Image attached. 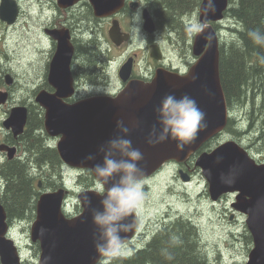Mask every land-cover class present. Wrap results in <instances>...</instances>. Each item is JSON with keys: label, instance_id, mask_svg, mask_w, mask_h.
<instances>
[{"label": "water", "instance_id": "95a60500", "mask_svg": "<svg viewBox=\"0 0 264 264\" xmlns=\"http://www.w3.org/2000/svg\"><path fill=\"white\" fill-rule=\"evenodd\" d=\"M59 1L68 5L79 0ZM89 1L98 17L115 15L124 5V0ZM213 2L215 12L210 11L205 17L202 9L206 0H202L199 19L207 28L203 34H194L193 54L196 61L188 72L180 74L158 68L153 81H130L116 97L93 96L74 103L67 101L74 94L70 72L73 47L67 38L59 39L57 51L50 60L48 75V83L55 91L42 89L35 100L44 109L47 134L58 137L56 148L65 164L77 169H89L94 175L93 165L101 160L98 149L117 134L118 120H122L125 126L132 127L128 138L132 140L134 147L144 153V160L141 161L146 173L144 179L151 177L171 160L179 163L185 161L205 143L223 133L230 115L220 75L221 33L213 23L224 18L230 0ZM16 5L15 1L3 0L0 4V18L9 24L15 22L18 13ZM143 17L145 30L154 33L156 24L147 8ZM209 32L214 36L211 40L205 38ZM119 35L120 25L115 19L112 26L113 39ZM151 49L153 58H162L158 44L152 45ZM130 74L131 64L127 62L121 75L127 79ZM6 79L8 85L13 83L10 74L6 75ZM168 94H174L178 98L189 95L205 113L207 127L198 133L197 139L186 146L183 152L176 150V142L173 140L156 146L146 143L152 125L156 123L154 109ZM9 99L8 92L0 91V105ZM28 118L26 105H14L3 125L18 136L25 132ZM0 151H6L12 159L17 148L2 143ZM90 154L95 155L96 159L86 160L85 157ZM217 155L224 157L219 163L215 162ZM195 164L208 182L211 199L218 201L223 196L233 194V210L246 216V225L253 238V247L246 264H264V162H258L243 145L230 139L198 154ZM234 166V183H221L220 174H227ZM209 169L211 176L207 174ZM181 178L185 182L190 180V176L184 171H181ZM69 194V189L60 187L41 191L39 195L36 218L30 227L31 241L40 245L37 264H97L102 259L93 241L96 228L92 222L91 208L99 207L100 200L96 189H85L78 193L77 200L82 211L73 217L68 216L64 208ZM85 194L90 198V205L84 202ZM233 215L234 213L231 219ZM137 228L126 234V242L136 234ZM9 230L8 213L2 203L0 190V264H23L19 247L9 236Z\"/></svg>", "mask_w": 264, "mask_h": 264}, {"label": "trees", "instance_id": "16d2710c", "mask_svg": "<svg viewBox=\"0 0 264 264\" xmlns=\"http://www.w3.org/2000/svg\"><path fill=\"white\" fill-rule=\"evenodd\" d=\"M200 1L147 0L155 13L157 26L175 28L170 29L171 38L169 37L175 47V55H178V51L183 55L190 54L191 30L188 29L187 21L189 16L196 12ZM224 16L226 18L224 23L232 20V23L226 25L228 36L221 35L220 41L221 82L231 115L225 130L242 144L244 140H249L252 144L264 146V65L258 62V54L264 55V48L254 45L247 36L250 29L259 28L264 31V0H230ZM214 26L218 31L220 30L221 26L218 23ZM96 48L99 46L85 50L84 54L87 58L85 57L84 60L87 68L94 65L95 73L92 80L98 85L104 78L102 72L104 68H101L103 58ZM44 57L45 52L40 51L36 62L34 60L29 62L31 63L29 70L32 73L27 78L24 89H31L42 74ZM26 70L27 68L25 72L21 71L24 77ZM46 84L48 85L47 82ZM30 108L27 128L20 136L23 156L0 165L2 203L13 229L18 225L19 220L28 223L34 221L39 197L37 186L40 180L43 182V188L46 189L68 187L66 173L73 170L63 162L56 147L52 144L51 147L47 146L48 134L43 127L41 107L38 105L34 108L31 105ZM214 143L215 140L208 141L192 157L210 150ZM75 170L77 175L75 179L80 188L96 187V179L91 170ZM67 176L74 175L69 172ZM161 216L152 219V223L145 231H141L139 237H135L133 244L128 243L129 251L126 254L113 258L103 257L97 264H105V262L106 264H212L202 244L201 228L197 222L179 215L178 211H171ZM173 234L180 236L181 244L170 243ZM247 234L251 236L249 230ZM138 242L140 247L137 246ZM32 246L34 256L38 257L39 243H34ZM165 248L172 254V260H167L161 254V250Z\"/></svg>", "mask_w": 264, "mask_h": 264}, {"label": "flooded vegetation", "instance_id": "af4514ba", "mask_svg": "<svg viewBox=\"0 0 264 264\" xmlns=\"http://www.w3.org/2000/svg\"><path fill=\"white\" fill-rule=\"evenodd\" d=\"M10 1L16 2L18 13L16 15L15 22L12 24H9L7 21H4L0 18V20L4 22L3 26L5 29L8 30V28H12L17 25H21L22 28H29V30H31V34L32 31L35 33L36 41L34 40V47L38 48L37 52L39 50L48 52L46 55V60L42 61L43 72L41 76L43 77L44 81L42 84L35 86L37 87L36 89L29 91L30 93H28L29 97L34 98V102L28 103L27 101H22L24 104H21L28 107L29 115L31 111L30 106L33 105L35 108L39 105L36 102L35 97L40 90L46 89L49 91H55V88L49 84L47 85L46 82L48 83L50 60L57 51L60 38H67L68 42L73 47V55L70 62V72L73 78L74 94L69 99H67V101L70 103H74L76 101L93 96H117L132 80H142L145 82L153 81L158 68H164L169 71L184 74L188 72L191 65L196 61V57L193 54L194 30L199 28L202 24L199 19L202 0L200 1L197 10L194 13L195 19L197 15V22L194 21V19L193 21L190 19L187 21L188 29L191 30L189 38L190 54L183 55L178 51V55L171 54V56H169L170 49H175V47L171 43V39H169V37L171 38L170 29L175 28L171 26H162L159 28L157 26L155 13L152 7L147 3V0H124L123 7L115 15L101 17L96 16L93 6L89 0H79L68 5L64 3L62 4L59 0ZM2 2L3 0H0V4ZM141 6L144 8L143 13L147 8L154 18L156 24V31L154 33L147 32L144 28V23L141 26L134 16L138 8ZM115 19L118 20L120 25V35L115 36V39H113L112 26ZM225 20L226 18H224L223 21L217 22L221 26V32L225 27ZM138 27L140 28L139 31L137 29ZM165 30L167 33L169 32L168 35L163 34ZM26 33L28 32L26 31ZM154 44L159 45L163 55L159 60L151 56V46ZM97 46H99V48H96L98 49L97 52L103 58L101 68H104V71H102L104 72V78L100 80L101 84L98 85L92 80V77L95 73L94 65L93 67L90 66L87 68L85 66L86 61L84 60L86 57L84 54L85 50H89L92 47L94 48ZM142 47L144 48L143 53L145 56V62L141 64L140 48ZM5 58H8V56ZM0 60H2L0 61V86L4 88L3 91L9 93L10 99L16 96H21V82L17 78V70L8 67V61L3 63L4 57L0 56ZM127 62L131 64V74L127 79H124L121 75V70ZM8 73L12 77L15 76V78L13 77V83L11 85H8V82L6 81V75H8ZM27 80L28 79H26V81ZM1 107L2 109L5 108V113L0 119V144L6 143L10 146H15L17 151L12 159L16 157L21 158V156H23V151H21L22 139L20 136L23 134L15 136L11 129L8 130V127L3 125V121L8 117L10 109L6 108L8 107V102L0 105V108ZM41 110L43 111L44 118V109L42 107ZM43 127L45 128V121H43ZM222 134H224V132ZM57 141L58 137H51L48 135V142H50V144H52L54 147H56ZM197 156H190L185 161L180 163L176 162L175 160H171L162 166L151 177L157 175L165 168L171 167L177 169V175L179 177H181V171L188 173L191 180L193 174L196 171H199V168L195 164ZM12 159L8 156L6 151H0V165L5 164L6 161ZM74 171L75 170H71L69 172L73 173V177L76 178L77 175ZM68 173H66V175ZM146 181L147 180H145V184ZM39 182H41V186L39 187V183L37 186L39 195L41 191L43 192L50 190L43 188L42 180ZM0 190L2 191L1 184ZM64 208L65 211H67L66 203ZM79 209L81 210V208ZM239 213L240 212H236V214ZM68 215L71 214L68 213ZM22 222H24V220H19L18 224H22ZM32 223L33 221L31 224ZM8 224L10 225L9 215ZM11 230L14 229L10 225L9 235L11 234ZM245 234L246 235H244V237L247 240L245 242H251L253 246V238H251L252 235L248 236L247 232ZM19 251L21 253L20 247ZM22 263L30 264L28 260L24 259Z\"/></svg>", "mask_w": 264, "mask_h": 264}, {"label": "rangeland", "instance_id": "374dc122", "mask_svg": "<svg viewBox=\"0 0 264 264\" xmlns=\"http://www.w3.org/2000/svg\"><path fill=\"white\" fill-rule=\"evenodd\" d=\"M188 19L191 21L194 19L197 22V15L196 19L195 14L189 16ZM231 21H226L225 27L232 23ZM3 25L4 22L0 20V56L4 57L3 63L8 61V67L17 70V78L20 80L22 87V89L20 88L21 96H16L9 100L6 108L10 109L13 105L23 104L22 101L34 102V98L29 97L28 93L34 90L35 86L42 84L44 80L40 74L31 89L23 88L25 83L27 84L26 79L32 73L29 70V65H31L29 62L37 60L38 52H40V50L36 52L38 48L34 47V40L36 41L35 33L32 31V35L29 28H22L21 25L8 28V30ZM225 27L223 34L224 37H227L228 34ZM137 29L139 31L140 28L138 27ZM166 33L167 31L165 30L164 34ZM140 51L142 64L145 62L144 48H140ZM174 52V49H170L169 56L173 55ZM47 53L46 51L44 60H46ZM7 56L8 58H5ZM26 68V77H24L21 71L25 72ZM13 77L15 78V76ZM3 89L0 86V90ZM4 113L5 108L2 109L1 107L0 119ZM224 132V134L217 135L211 139L215 140L211 149L230 139L242 144L241 141L228 134L226 130ZM242 145L247 147L249 153L258 162H264V146L252 144L249 140H244ZM47 146H50V142H48ZM66 178L69 185L68 188L71 191L67 198L66 210L72 216H77L81 212L78 208L77 195L84 189L77 185L73 176L69 177L66 175ZM171 187H174V189H171ZM145 191L147 198L138 210L142 223L141 231H145L147 226L152 223V219L160 218L158 217L161 216L159 214L165 216L168 212L178 211L179 215L194 220L200 226L202 244L212 264H246L248 255L253 247L251 242H245L247 240L244 235H246L245 233L248 230L246 216L240 213L236 214L233 211L232 202L234 201V196L232 194L223 196L216 202L211 199L208 182L200 168L199 171L193 174L192 179L186 183L177 175L176 168H165L146 181ZM233 213L234 217L231 219ZM30 227L31 222H22L14 230H11L10 237L20 247L22 258L28 260L30 264H37L39 256H34L32 249L34 243L30 238ZM133 243L134 241L131 244ZM127 245L126 252L129 251V246ZM137 246L140 247V242H138Z\"/></svg>", "mask_w": 264, "mask_h": 264}, {"label": "clouds", "instance_id": "9594fccd", "mask_svg": "<svg viewBox=\"0 0 264 264\" xmlns=\"http://www.w3.org/2000/svg\"><path fill=\"white\" fill-rule=\"evenodd\" d=\"M143 9L142 6L139 7L134 14L141 26L144 23ZM202 11L205 17L210 11L215 12L213 0H206ZM206 28V24H201L194 31L196 34H203ZM247 36L254 45L264 48V31L259 28L250 29ZM205 38L211 40L214 36L209 32ZM258 62L264 65V55L258 54ZM193 79L196 77L193 76ZM154 112L156 123L146 137V143L150 146L173 140L176 142V150L183 152L186 146L197 139L198 133L207 127L205 113L187 94L179 98L174 94L165 95ZM116 129L117 134L99 147L101 160L92 168L96 178V193L100 197L99 207L91 208L92 222L96 228L93 241L97 253L106 258L126 254V234L139 226L137 213L147 198L144 180L146 173L141 166L144 153L134 147L132 140L128 138L132 127L125 126L122 120H118ZM223 158L222 155H217L215 162L219 163ZM85 159L95 160L96 156L90 154ZM207 174L211 176V169ZM234 174L235 166L227 174L221 173V183H234ZM83 199L90 205V198L86 194ZM170 243L181 244L180 236L171 235ZM161 254L167 260L173 259L166 248L161 250Z\"/></svg>", "mask_w": 264, "mask_h": 264}, {"label": "bare ground", "instance_id": "6f19581e", "mask_svg": "<svg viewBox=\"0 0 264 264\" xmlns=\"http://www.w3.org/2000/svg\"><path fill=\"white\" fill-rule=\"evenodd\" d=\"M141 219L139 218V226H138V228H137V232H136V234L131 238V240L130 241H127L126 242V245L128 244V243H132L133 242V240L135 239V237L137 238V236L139 237V235L142 233L141 232V221H140ZM103 258V257H102Z\"/></svg>", "mask_w": 264, "mask_h": 264}]
</instances>
